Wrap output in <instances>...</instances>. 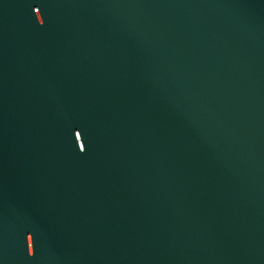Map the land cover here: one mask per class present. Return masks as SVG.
Returning a JSON list of instances; mask_svg holds the SVG:
<instances>
[{"label":"water","instance_id":"1","mask_svg":"<svg viewBox=\"0 0 264 264\" xmlns=\"http://www.w3.org/2000/svg\"><path fill=\"white\" fill-rule=\"evenodd\" d=\"M0 264H264V0H0Z\"/></svg>","mask_w":264,"mask_h":264}]
</instances>
